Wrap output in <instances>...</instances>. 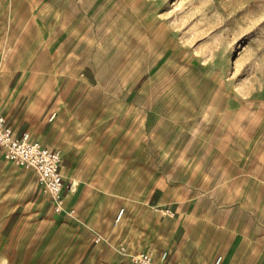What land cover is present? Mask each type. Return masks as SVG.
<instances>
[{"label": "rangeland", "instance_id": "1", "mask_svg": "<svg viewBox=\"0 0 264 264\" xmlns=\"http://www.w3.org/2000/svg\"><path fill=\"white\" fill-rule=\"evenodd\" d=\"M27 1L4 0L3 5L12 3L16 9L14 8L9 17L23 21L35 18L36 11L41 6L49 3L57 5L62 0H29L30 8L36 9L26 12ZM70 1L73 12L83 16L86 28L83 42L74 54L73 58L76 55L77 57L73 64L70 67L73 60L71 59L61 68L62 72L66 73L70 67L68 84L72 82L74 85L69 96L70 107L66 108L63 114L64 117H72L66 127L65 136H76V128L80 129L79 136L84 132L90 137L94 120L100 111L105 113L111 110L117 117L111 130L114 139L107 148H101L100 152L104 157L100 172L102 181H94L95 178L88 180L92 187L84 199V204L91 206L87 212L92 213L89 226L100 233L97 238L103 239V244L101 251L95 253L85 264H119L116 259L120 247L113 244L115 241L121 243L125 249L131 250V254L144 251L155 254L156 251L155 259L158 261L165 252L168 254L170 245L167 246V243L171 235L160 236L156 229L152 230L146 220L135 226L134 231L127 230L128 228L122 230L115 217L124 201H116L114 188L121 186L122 191L132 190L133 196L142 199L147 208L146 195L160 169L155 166L146 174L150 155L145 153V149L147 145L157 149L167 136L170 139L185 138L187 141L179 147L182 150L207 149L206 141L215 138L216 133L220 137H226L235 127H241L242 116L244 121H247L244 125H253V129L256 128L253 133L264 138V0ZM40 17L47 22L56 20L50 9H43ZM7 20L0 24V39L10 45L9 42L14 40L21 29L15 24H7ZM76 33H80V26L77 27ZM43 41L26 62L30 64L40 56L47 68L46 74L25 78L37 77V83L50 85L59 61L52 56V45L46 41V36ZM85 47L88 50L78 55ZM82 71L91 83L82 78ZM65 78L67 81L69 75ZM189 107L193 108L191 123L183 125L176 121L174 116ZM114 113L105 114L106 120L99 129L100 135H106L115 118ZM130 118L134 125L145 127H140L123 149L121 145L131 133L128 128ZM145 128H148L147 132L151 135L150 140H147V133H144ZM185 130L186 133H183ZM116 138H119V141ZM89 139L85 146L87 159L97 149L100 151V147L93 145ZM74 150L77 152L76 148ZM136 150L143 154L137 156ZM108 152L115 157V163L110 170L105 161ZM178 161L174 164H188L181 156ZM21 166L6 160L4 167L0 169V183L8 173L16 169L34 174L33 178L25 181L15 197H21L38 174L35 170L28 167L23 169ZM74 171L75 169H72L69 177L79 175ZM165 175L177 178L172 170L165 171ZM37 177L39 179V175ZM180 179H183V176ZM94 182L97 184L93 186ZM40 186L39 183V188ZM82 192V195L85 194L86 189ZM249 195H255V189H249ZM10 198L0 188V264L78 263L88 237L83 244L81 242L77 246L74 253L71 254V251L75 242L88 229L81 221L87 213L76 210L70 212H76L72 214L75 218L62 214H69L68 211L56 213L50 210L46 216L43 213L44 218L40 219V212L31 208L32 210L28 209L21 218L19 217L20 220H14L11 227H4L6 216L16 203L8 205ZM39 198L36 203L44 206L48 195L41 190ZM125 205L128 212L129 202ZM29 216L30 220H45L50 216L64 218L63 221L67 222L65 232L68 231L69 234L73 229H77L76 238L72 239L74 243H70V246L55 244L48 251L43 244L47 232L34 228L33 221L28 222V228L26 227L24 232L19 231L18 225ZM138 246L154 248L137 251ZM100 256L105 258V262H100ZM128 257L120 261V264L131 263V257ZM127 261L129 262L126 263ZM222 261L223 256L220 262L215 264H221Z\"/></svg>", "mask_w": 264, "mask_h": 264}, {"label": "crops", "instance_id": "2", "mask_svg": "<svg viewBox=\"0 0 264 264\" xmlns=\"http://www.w3.org/2000/svg\"><path fill=\"white\" fill-rule=\"evenodd\" d=\"M3 3L4 0H0V24L8 19L7 24H15L21 31L13 41L9 42L10 45L0 39V107L12 125L14 133L21 134L26 130L32 138L38 139L44 145L61 150L60 170L67 185L64 189L67 200L63 211L74 209L76 212L86 214L91 209L89 204H84V199L92 187L88 180L95 178L94 181L97 179L101 181L100 172L104 162V157L100 153L101 148H107L113 141L114 133L111 130L117 118L116 113L111 110L105 113L100 111L94 120L90 137L84 132L79 136L80 129L76 128L74 130L76 136L75 134L65 136L66 127L72 119L70 115L63 116L65 109L70 107L69 96L74 86L72 82L68 84L69 70L77 57L76 55L73 58L74 54L83 42L86 22L82 15L73 12L70 0H62L57 5L49 3L41 6L37 9L35 18L23 21L10 18L9 14L15 7L12 3L7 2L4 5ZM29 3L28 0L26 12L36 9V7L30 8ZM43 9H50L56 20L47 22L41 18L40 13ZM78 26L80 33L75 34ZM45 36L46 41L52 45V56L59 61L50 85L37 83V77L25 78L46 74L47 68L40 56L30 64L26 62L44 42ZM84 50L88 48L82 49L78 55ZM71 59L73 60L70 67L66 73H63L61 68ZM68 75L69 78L65 81ZM81 75L89 82L83 71ZM115 102L118 104L117 101ZM106 113L109 115L114 113L115 118L108 127L106 135L104 132L100 135L99 129L106 120ZM240 117L241 127H235L226 137H220L216 133L215 138L206 141L207 149L182 150L179 147L187 140L179 137L170 139L168 136L157 149L148 145L145 149V153L150 155L146 174L155 166L160 169L159 175L146 195L145 216L152 220L155 227L157 224L161 233L158 230L156 232L160 236L171 235L167 243V246L170 245L167 260L171 264H215L218 256H223L221 264H264V138L253 133L256 128L253 129V125L245 126L247 121ZM128 125L131 133L123 141L121 145L123 149L130 141V137L144 126L134 125L132 118L129 119ZM148 128L144 129V133H147V140H150ZM88 138L93 145L100 147V151L97 149L87 159L85 146ZM116 140L119 141V138ZM135 153L137 156L143 154L137 150ZM179 156L185 158L188 164L175 165V162H179ZM114 158L110 152L107 153L105 161L109 170L115 163ZM5 160L14 163L7 158ZM3 167L4 165L0 169ZM21 168L26 169L24 166ZM72 169H75V173H79L76 182L75 176L69 177ZM169 170H172L177 178L166 176L165 171ZM37 176L38 174L21 197L12 196L9 199L8 205L16 203L6 216L4 227L6 225L11 227L13 223L9 225V220L13 216L17 220L31 208L40 212V219L48 215L50 210L60 213L54 209L49 193L44 206L36 203L43 189L42 186L39 188ZM179 176H183V179ZM96 184L94 182L93 186ZM252 188L255 189V195L250 196L249 189ZM80 189L82 191L86 189L85 194L82 195ZM71 194L73 196H70ZM127 201L130 209L132 202ZM153 206H158L159 209H154ZM162 207L171 208L174 214L163 213ZM76 212L62 214L65 217L74 216L72 214ZM91 217L92 213H87L81 220L88 229L75 242L71 251V254L74 253L77 246L88 237L82 247L78 264L83 262L85 264L102 249L103 239L97 238L100 233L89 226ZM147 223L150 226L148 221ZM154 224L150 226L152 230ZM56 231L63 234L64 229L61 227ZM76 231L75 228L66 236L65 243H70L74 239ZM113 244L120 247L116 259L119 264L124 258H129L131 250L125 249L117 241ZM153 248L139 247L137 251ZM154 253L156 258V251ZM100 262H105L103 256H100Z\"/></svg>", "mask_w": 264, "mask_h": 264}, {"label": "built area", "instance_id": "3", "mask_svg": "<svg viewBox=\"0 0 264 264\" xmlns=\"http://www.w3.org/2000/svg\"><path fill=\"white\" fill-rule=\"evenodd\" d=\"M1 153L16 160L24 167L35 168L39 175L38 181L49 192L54 209L57 212L63 210L62 201L67 185L60 170L62 155L59 149L44 145L38 139L32 138L26 130L21 134L14 133L12 125L0 107ZM161 211L165 214H174V211L169 207H162ZM130 257L132 264H171L167 260V255H164L159 262L156 261L151 251L131 254ZM218 260L219 257L216 258V263Z\"/></svg>", "mask_w": 264, "mask_h": 264}, {"label": "bare ground", "instance_id": "4", "mask_svg": "<svg viewBox=\"0 0 264 264\" xmlns=\"http://www.w3.org/2000/svg\"><path fill=\"white\" fill-rule=\"evenodd\" d=\"M2 6V5H1ZM5 11V10H4ZM5 13V12H4ZM5 15V14H4ZM9 59V58H8ZM8 61V60H7ZM12 61V59H11ZM3 65V64H2ZM10 70V69H9ZM8 72V71H7ZM6 73V72H5ZM9 73V72H8ZM199 75V74H198ZM197 75V76H198ZM197 80V79H196ZM195 80V81H196ZM209 89V88H208ZM208 91V90H207ZM191 92V91H190ZM207 93V92H206ZM190 94V93H189ZM188 94V96H189ZM194 94V93H193ZM177 102V101H176ZM203 102V101H202ZM201 102V103H202ZM221 103V102H220ZM170 104V103H169ZM185 105V104H184ZM222 105V104H221ZM181 106V105H180ZM210 108V107H209ZM172 109V108H171ZM170 109V110H171ZM178 109V108H176ZM219 109V108H218ZM159 110V109H158ZM182 110V109H181ZM214 110V109H213ZM215 111V110H214ZM169 113V112H168ZM213 114V113H212ZM240 114V112L238 113V115ZM173 115V114H172ZM193 115V108L189 107V108H185L183 111H181L179 114L175 115V120L178 121V122H181L183 125L184 124H188L190 122V117ZM237 115V117H238ZM228 118V117H226ZM213 119V118H212ZM228 120V119H227ZM171 122V121H170ZM191 123V122H190ZM211 123V122H210ZM231 123V122H230ZM168 124V123H166ZM170 124V123H169ZM214 124V123H213ZM212 124V125H213ZM233 124V123H232ZM228 125V124H227ZM155 129V128H154ZM182 129V128H181ZM226 129V128H225ZM232 129V128H231ZM169 130V129H168ZM175 130V129H174ZM178 130V129H177ZM193 130V129H192ZM160 132V131H158ZM168 132V131H167ZM195 132H196V129H195ZM163 133V132H162ZM166 133V132H164ZM176 133V132H175ZM183 133H186V130L183 131ZM199 133V132H198ZM196 133V135L198 134ZM206 133V132H205ZM179 134V133H177ZM203 134V133H202ZM159 136V135H158ZM177 137V136H176ZM189 137V136H188ZM202 137V136H201ZM181 147V146H180ZM182 151V150H181ZM61 153V152H60ZM0 155H3L0 157V167H2V165H4L5 163V158H7L8 160L16 163V164H19L21 165L20 163H18L16 160L12 159V158H9L6 154L4 153H1ZM5 156V157H4ZM16 168V166H14ZM22 167V166H21ZM28 168H32L31 170H35V168L33 167H28ZM34 171V172H35ZM37 172V171H36ZM144 173V172H143ZM102 174V173H101ZM137 174V173H136ZM107 176V175H106ZM127 176V175H126ZM34 177V174L30 175L28 174V171L24 170V171H18L16 169V171L14 172H11V173H8L4 178L3 180H1V183H0V188L3 189V193L7 196V197H12L14 196L15 194L18 193V191L20 190V188H23L22 185L25 184V181L29 178H33ZM80 177V176H79ZM84 178V177H83ZM77 176L75 178V182L77 180ZM101 181H102V176H101ZM146 179V178H145ZM154 179V178H153ZM105 180V179H104ZM130 180V179H129ZM128 180V181H129ZM116 182H117V179H116ZM122 182V181H121ZM120 182V183H121ZM123 183V182H122ZM140 183V182H139ZM138 183V184H139ZM2 185V186H1ZM119 185V184H118ZM125 186V185H124ZM43 189V193L45 195H48V191L47 189L42 186ZM121 187V186H120ZM119 186H116L114 188V191H115V199L116 201H124V205L121 206L116 214V221H119L120 222V226H121V229L124 230V229H127V230H135V226H137L138 224H140L143 220H146L150 223V226H152L151 224H154L152 223V220H149L146 218L145 216V209H144V204H143V200L142 199H139L137 197H134L133 196V191L132 190H123L122 191V187L120 188ZM137 187V186H136ZM140 189V188H139ZM148 190V189H147ZM135 193V192H134ZM94 194V192H93ZM65 197V196H64ZM63 197V201H62V206H63V210H64V203H65V200H67V196L65 197L64 199ZM177 197V196H176ZM175 197V198H176ZM42 198V197H40ZM39 198V199H40ZM44 198V196H43ZM91 198V197H90ZM94 198V197H93ZM132 198V199H130ZM11 199V198H10ZM88 199V198H87ZM127 200H131V208L129 209L128 212H126V202ZM87 201V200H86ZM117 204V203H116ZM5 205V204H4ZM112 205V204H111ZM118 206V205H117ZM2 208V207H1ZM154 208H158V206H154ZM114 209V208H113ZM112 209V210H113ZM62 210V212H63ZM69 212H73L74 209H71V210H68ZM114 211V210H113ZM67 212V211H66ZM100 212V211H99ZM113 213V212H112ZM53 214V213H52ZM94 214V213H93ZM111 214V213H110ZM31 215H33V213H31ZM30 215V216H31ZM79 215V214H78ZM6 216V215H5ZM30 216L28 218H24L23 221L18 225V229L20 232H24L25 231V228L27 227V224L29 221H33L32 225H34V228H37L38 230H44L45 232H47V235L46 237L43 239L44 243L45 244V247H47L48 251L50 249V247L52 245H55V244H60V245H67V246H70L69 244L72 243L73 241L71 240L70 243H65V238L66 236L68 235V231H64L63 234H59L56 229L57 228H63V229H67L66 228V224L67 222L63 221V219L61 218H57V217H53V216H50V217H47L45 218V220H39V219H36L34 220V218L32 220H30ZM111 216V215H110ZM67 217V216H66ZM75 217V216H74ZM83 217V216H82ZM70 218V217H69ZM76 218V217H75ZM96 218V217H95ZM73 220V219H72ZM109 220V219H108ZM77 221V220H76ZM74 224V223H73ZM108 224V223H107ZM106 225V224H105ZM104 225V226H105ZM75 226V225H74ZM103 226V227H104ZM17 228V227H16ZM28 228V227H27ZM154 228H157L156 230H158L160 233L161 231L159 230L157 224H156V227H155V224H154ZM70 229V228H69ZM106 229V228H105ZM104 229V230H105ZM30 231V230H29ZM62 231V230H61ZM123 232V231H122ZM136 232V231H135ZM134 232V233H135ZM28 233V232H27ZM80 233V232H79ZM128 233V232H127ZM24 235V234H23ZM43 235V234H42ZM77 235V234H76ZM80 235V234H79ZM64 236V237H62ZM11 237V236H10ZM14 238V237H13ZM28 238V237H27ZM76 238V237H75ZM153 239V238H152ZM158 239V237H157ZM74 240V239H73ZM119 240V239H118ZM6 241V240H5ZM6 243V242H5ZM74 243V242H73ZM158 243V242H157ZM8 244V243H7ZM20 244V243H19ZM83 244V243H82ZM152 244V243H151ZM7 246V245H6ZM22 246V245H21ZM66 246V247H67ZM82 247V245H80ZM34 247V246H33ZM112 247V246H111ZM139 247V246H138ZM157 247V246H156ZM79 248V247H78ZM21 249V248H20ZM34 250V248H32ZM57 249V248H56ZM4 250V249H3ZM46 250V249H45ZM51 250V249H50ZM79 250V249H78ZM77 250V251H78ZM81 250V249H80ZM108 250V248H107ZM21 251V250H20ZM55 251V250H54ZM69 251V250H68ZM109 251V250H108ZM111 251V250H110ZM23 252V251H21ZM48 254V252H46ZM108 253V252H107ZM106 253V254H107ZM35 254V253H34ZM102 254V253H101ZM104 254V255H106ZM110 254V253H109ZM70 255V254H69ZM76 255V254H75ZM115 255V253H114ZM112 254V256H114ZM164 255H167V253L165 252L163 254V257ZM41 256V255H40ZM110 256V255H109ZM78 257V256H77ZM111 257V256H110ZM162 257V258H163ZM33 258V257H32ZM80 258V257H79ZM108 258V257H106ZM162 258L160 260H162ZM45 259V258H44ZM76 259V258H75ZM64 260V259H63ZM109 260V258H108ZM158 260V262L160 261ZM221 260V256H219V260L217 263H219ZM49 261V260H48ZM157 261V260H156ZM38 262V261H37ZM63 263V262H62ZM31 264V263H30ZM65 264V263H64ZM78 264V263H76Z\"/></svg>", "mask_w": 264, "mask_h": 264}, {"label": "trees", "instance_id": "5", "mask_svg": "<svg viewBox=\"0 0 264 264\" xmlns=\"http://www.w3.org/2000/svg\"><path fill=\"white\" fill-rule=\"evenodd\" d=\"M15 220V216H13L12 218H11V220H10V222H9V225H11L12 224V222Z\"/></svg>", "mask_w": 264, "mask_h": 264}]
</instances>
